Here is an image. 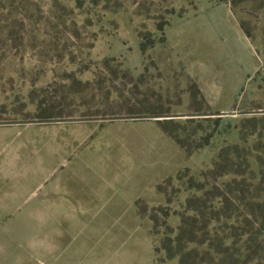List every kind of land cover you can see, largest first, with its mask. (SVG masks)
I'll return each mask as SVG.
<instances>
[{
  "label": "rangeland",
  "instance_id": "obj_1",
  "mask_svg": "<svg viewBox=\"0 0 264 264\" xmlns=\"http://www.w3.org/2000/svg\"><path fill=\"white\" fill-rule=\"evenodd\" d=\"M256 112L264 0H0V124L183 117L46 125L56 143L39 149L65 150L55 167L45 156L0 167L4 190L23 182L14 198L0 188V264H56L71 215L133 264H180L162 250L175 240H192L189 264L244 256L264 242ZM221 152L226 170L211 174ZM54 204L73 212L55 216Z\"/></svg>",
  "mask_w": 264,
  "mask_h": 264
},
{
  "label": "crops",
  "instance_id": "obj_2",
  "mask_svg": "<svg viewBox=\"0 0 264 264\" xmlns=\"http://www.w3.org/2000/svg\"><path fill=\"white\" fill-rule=\"evenodd\" d=\"M52 129L54 128H49L46 125L0 124V167H4V171L5 168H9V171H11L14 166L18 167L19 164L24 165L32 162H40L39 156H45L46 158L44 159H46L48 166L55 167L56 160L65 156V150L50 148L41 151L39 149L41 143H56V138L52 137L55 135V132H51L53 131ZM63 129L66 130V128ZM54 170L55 169H53V171ZM13 177L14 176L11 175L10 172L3 178L6 180L9 178L13 179ZM14 178L15 181L10 184L8 190H4V188L0 187L1 193L4 190V193H2L3 196L10 194V196L14 198L22 193L20 189L23 187V182L19 181L18 176H15ZM74 178L76 177L74 176ZM69 180L68 183L71 185V190L74 187L77 192L82 190L81 188L84 184V182H82L83 180L76 182L75 186L71 176L69 177ZM32 181L35 182L34 179H32ZM96 196L97 193L93 190V194L90 195L91 200H94ZM62 210L70 215L73 212L71 209H67L66 205L57 207L54 204L51 207V211L55 216L61 213ZM78 221L81 227H77ZM68 223L69 228L67 234L64 236H67L69 239L66 241L64 237L62 238L67 248L66 253L62 258H57L56 255L52 257L56 264H133L134 257L121 254L118 250L119 244L118 242L113 241L114 239L109 241L99 239L100 232L96 229V226L93 225L91 228L86 227V230L82 229V225H85V223L72 215ZM79 232L83 234V237L76 239L77 233ZM60 237L61 236L59 235V239ZM161 264H170V262H164Z\"/></svg>",
  "mask_w": 264,
  "mask_h": 264
},
{
  "label": "trees",
  "instance_id": "obj_3",
  "mask_svg": "<svg viewBox=\"0 0 264 264\" xmlns=\"http://www.w3.org/2000/svg\"><path fill=\"white\" fill-rule=\"evenodd\" d=\"M166 114L167 113L159 114V116H165ZM129 115H137V114H129ZM132 117H137V116H132ZM162 122L163 123L172 122V120H168V121L165 120ZM159 125H160V129L166 135L170 136L169 135L170 133L166 132V130L164 129V127H162L161 124H159ZM171 138L174 141L176 140L173 137H171ZM233 150H237V147L236 146L232 147L230 152ZM222 156L223 157L225 156L224 152H221L218 160L215 162L213 169L211 171V174H221V173H223V171L226 170V168L221 165ZM173 244H176L175 250H173L171 248V245H168L167 247H164V246L162 247V250L165 252V255H166L165 259L170 260V259H173L175 257H179V255H181V257L179 258V263L180 264H189L185 261V259H187L189 256L191 257V255L194 253V252H191L189 250V245L192 244V240H190L189 242H185L184 244L183 243L181 244L179 241L175 240L173 242ZM245 253L246 254L244 256H241L238 259H234L233 257L228 256L226 251L216 252L217 258H216V260H214L215 261L214 264H251V263L263 264L264 263V242L258 243V244L253 245V246H249L246 249ZM221 255H225V259ZM155 260H157L156 256H155ZM192 264H194V263L192 262Z\"/></svg>",
  "mask_w": 264,
  "mask_h": 264
},
{
  "label": "water",
  "instance_id": "obj_4",
  "mask_svg": "<svg viewBox=\"0 0 264 264\" xmlns=\"http://www.w3.org/2000/svg\"><path fill=\"white\" fill-rule=\"evenodd\" d=\"M253 115H264V112L252 113ZM232 114H218L217 117H226ZM187 119L193 118H206L209 116H186ZM183 118L182 116H171V117H115V118H103V119H85V120H63V121H38V122H26V123H10L7 125H47V124H58V123H92V122H138V121H154L159 120H174Z\"/></svg>",
  "mask_w": 264,
  "mask_h": 264
}]
</instances>
